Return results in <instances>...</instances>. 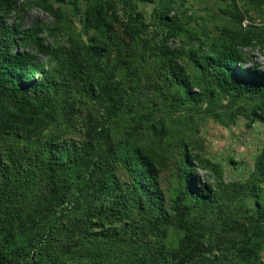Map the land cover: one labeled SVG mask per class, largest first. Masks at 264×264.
<instances>
[{
	"label": "trees",
	"instance_id": "1",
	"mask_svg": "<svg viewBox=\"0 0 264 264\" xmlns=\"http://www.w3.org/2000/svg\"><path fill=\"white\" fill-rule=\"evenodd\" d=\"M121 1L125 19L112 0L84 7L82 0H28L52 15L47 28L37 19L22 26L25 2L0 0V264H264V140L241 182H226L181 141L168 195L155 151L115 138L113 129L121 120L165 132L164 119L152 118V98L135 95L146 52L158 57L170 107L205 96L179 63L185 56L224 97L246 100L238 109L264 125V67L247 66L245 51L258 46L264 56V24L243 25L247 10L225 0L222 13L234 26L199 38L171 14L177 0ZM139 1L156 3L154 23H145ZM60 6L95 33L68 46L45 42L47 30L63 26ZM193 39L198 45L186 49ZM119 73L133 82L125 85ZM78 126V136L67 134ZM195 159L214 182L198 179Z\"/></svg>",
	"mask_w": 264,
	"mask_h": 264
},
{
	"label": "rangeland",
	"instance_id": "2",
	"mask_svg": "<svg viewBox=\"0 0 264 264\" xmlns=\"http://www.w3.org/2000/svg\"><path fill=\"white\" fill-rule=\"evenodd\" d=\"M22 1L25 2V6L20 10L22 26L29 27L36 19L47 28L53 26L51 14L41 6H27L28 0H18V5ZM90 1L92 0H82V6L84 7ZM112 1L117 5L120 19H125L126 14L123 15L124 3L121 0ZM139 3L145 13V23L150 25V21L154 20L151 14L153 9L157 7L156 3L141 1ZM227 4L225 0H177L171 14L177 11L182 20L188 23L186 27L194 30L200 38L206 32L216 35L219 27L223 25L234 26L233 19L224 15L221 10ZM238 5L248 12L242 22L243 25L264 24L263 4L257 5L251 0H239ZM60 7L63 26L59 31L47 30L44 34L45 42L68 46L71 41L87 40L95 33L92 28H83L77 15L69 7ZM149 30H147L148 34L150 33ZM178 40V38H174L173 41L169 40L167 45L174 46L179 42ZM184 40L186 41V37ZM197 45L198 39L184 43L186 49ZM245 51L250 57L246 63L247 66H250L251 62H258L262 68L264 67V56L258 46L246 48ZM38 58L40 61L46 59L41 54ZM157 60L158 57L153 56L150 52L144 54L143 61L145 63L143 69L139 71V86L135 89V95H137L138 100L144 102H147L146 96L152 98L149 107L156 104L157 109L152 118L154 121L158 117L164 119L165 132L163 136L161 137L153 131V127L149 126L150 122L140 126L134 124L129 126L127 121L119 120L113 123L114 137L135 139L138 145L155 151L159 175L163 181L162 187L168 190V195L174 192L177 183V168L182 157L181 141L189 143V150L192 155H198L199 158L203 159V164L209 161L210 166L218 168L226 182L245 180L264 140V125L245 117V108L244 110L238 109L242 106L248 107V102L232 96L224 97L218 92L217 86L210 83L209 79H205L193 66L192 61L184 56L179 60V63L185 67L189 80L193 84V90L197 92L203 86L205 96L198 105L187 102L181 108L170 107L173 99L169 96L168 87L162 80V72L160 73L159 68L156 67L155 62ZM117 79L124 81L125 85L133 82L129 81L122 73L117 74ZM159 90L163 93H160ZM209 99L211 102L208 101ZM76 105L81 109L87 106L83 103H76ZM209 105H211V109H207ZM126 119L130 121V117ZM67 134L78 136L79 126L76 129H71V132ZM194 165V172L198 179L209 178V181L214 182L211 169L202 168L196 159ZM248 203L252 205L251 200H248Z\"/></svg>",
	"mask_w": 264,
	"mask_h": 264
},
{
	"label": "built area",
	"instance_id": "3",
	"mask_svg": "<svg viewBox=\"0 0 264 264\" xmlns=\"http://www.w3.org/2000/svg\"><path fill=\"white\" fill-rule=\"evenodd\" d=\"M246 21V20H245Z\"/></svg>",
	"mask_w": 264,
	"mask_h": 264
}]
</instances>
